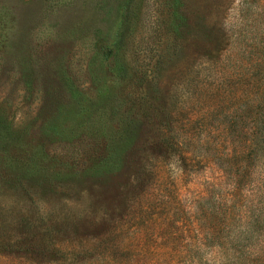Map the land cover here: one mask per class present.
I'll return each mask as SVG.
<instances>
[{
	"label": "rangeland",
	"instance_id": "obj_1",
	"mask_svg": "<svg viewBox=\"0 0 264 264\" xmlns=\"http://www.w3.org/2000/svg\"><path fill=\"white\" fill-rule=\"evenodd\" d=\"M178 1L0 0V264L208 255L264 0Z\"/></svg>",
	"mask_w": 264,
	"mask_h": 264
},
{
	"label": "trees",
	"instance_id": "obj_2",
	"mask_svg": "<svg viewBox=\"0 0 264 264\" xmlns=\"http://www.w3.org/2000/svg\"><path fill=\"white\" fill-rule=\"evenodd\" d=\"M176 3L180 11L183 5ZM133 16L127 5L118 39L104 53L113 73L126 68L120 50ZM258 53L253 63L244 66L238 83L239 107L226 127L232 145L226 158L229 190L223 204L211 207L209 253L205 258L198 254L188 257L189 264H264V49Z\"/></svg>",
	"mask_w": 264,
	"mask_h": 264
}]
</instances>
